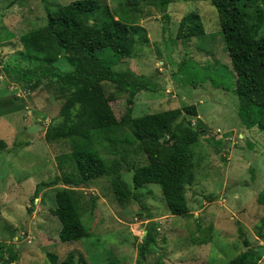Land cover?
<instances>
[{"label":"rangeland","instance_id":"rangeland-1","mask_svg":"<svg viewBox=\"0 0 264 264\" xmlns=\"http://www.w3.org/2000/svg\"><path fill=\"white\" fill-rule=\"evenodd\" d=\"M71 1L0 0V62L30 66L22 36L47 24L48 9ZM100 1L101 14L110 9L117 18L141 27L136 55L122 60L115 69L130 68L162 85L161 90L136 95L132 117L197 106L198 115L188 117L196 127H204L205 134L194 146V182L186 188L190 212L172 214L157 184L142 189L147 208L138 200L121 203L109 176L79 186L60 181L36 195L42 181L66 171L78 174L68 157L76 138L46 139L50 125L64 122L62 106L68 96L59 90L58 82L44 81L28 90L4 74L0 76V139L7 147L0 150V264H6L3 258H9L11 245L19 253L11 264H53L50 255L61 263L70 252L78 264H138L139 245L151 223L156 230L155 246L142 264H221L247 249L245 237L252 245L264 244V206L257 200L264 188L262 136L254 134L250 143L242 138L245 130L237 112L239 97L232 91L214 87L209 80L182 86L175 75L183 58L219 63L218 68L224 66L218 69L222 72L219 79L227 86L236 85L216 7L209 0H171L166 20L159 0ZM192 11L200 15L207 36L179 39L180 20ZM9 31L12 38L6 36ZM103 85L119 123L94 131L93 144L108 164L121 163L124 179L133 185L135 169L150 161L132 119L122 121L130 93L110 81ZM218 128L224 137L218 136ZM20 133L32 143L14 153V140ZM214 136L225 144L218 147L212 141ZM62 189L75 191L88 230L87 237L76 242L60 240L61 222L52 213L56 193ZM258 264H264V256Z\"/></svg>","mask_w":264,"mask_h":264},{"label":"trees","instance_id":"trees-1","mask_svg":"<svg viewBox=\"0 0 264 264\" xmlns=\"http://www.w3.org/2000/svg\"><path fill=\"white\" fill-rule=\"evenodd\" d=\"M209 1L219 14L220 32L236 74V85L227 86L225 80L219 79L222 72L218 69L224 68L223 65L218 68L216 64L219 63L202 64L187 58L178 63L177 82L182 86H198L209 80L214 87L232 91L239 97L237 112L245 130L242 138L249 142L257 134L262 136L264 144V33L261 34L264 0ZM170 2L158 1L166 20L169 19L167 9ZM101 8L100 0H74L48 9L47 24L21 38L31 65L23 67L0 62V76L6 74L28 90H35L44 81L48 84L58 82L59 90L68 96L62 106L64 122L62 125H50L46 139L76 138L68 157L74 161L78 174L66 171L51 181H42L37 186L36 195L41 189L57 185L60 181L79 186L109 176L116 198L121 203L138 200L142 208H147L142 189L149 184H157L170 212L188 215L190 208L186 188L194 182V146L205 134V128L196 127L188 117L198 115L197 106L191 104L132 117L136 95L144 90H161L162 85L130 68L115 69L122 60L136 55L137 35L141 27L117 18L110 9L101 14ZM202 23L197 12L185 14L180 20L177 37H206ZM167 29L164 26L163 32ZM6 36L12 38L14 35L9 31ZM104 81H110L120 91L130 93L129 108L122 121L132 119L140 146L150 161L148 165L135 169L133 185L124 179L121 163L108 164L93 144L94 131H103L119 123L110 103L111 98L105 92ZM23 136L24 133L16 136L12 152L18 153L32 143ZM214 137L212 141L218 147L225 144L224 139ZM6 147V141L0 139V150ZM254 171L251 168L253 178ZM257 200L264 206V188L258 193ZM56 201L52 213L61 222L60 240L76 242L87 237L88 230L75 191L59 190ZM1 216L0 205V219ZM261 222L264 225V216ZM241 232L244 231L241 229ZM155 234L154 223H151L139 245L138 264L147 259L155 246ZM243 243L247 247L245 251L221 264H258L264 256V244L252 245L247 237ZM11 246L13 249H10L9 258H3L6 264L19 259L16 245ZM50 256L53 264H78L73 252L61 263H58L56 255Z\"/></svg>","mask_w":264,"mask_h":264},{"label":"crops","instance_id":"crops-1","mask_svg":"<svg viewBox=\"0 0 264 264\" xmlns=\"http://www.w3.org/2000/svg\"><path fill=\"white\" fill-rule=\"evenodd\" d=\"M197 110H198V109H197ZM199 116H200V114H199ZM216 132L218 133V136H219V137H224L223 135L220 134V128H218V130H217ZM219 137H216V138L219 139Z\"/></svg>","mask_w":264,"mask_h":264},{"label":"water","instance_id":"water-1","mask_svg":"<svg viewBox=\"0 0 264 264\" xmlns=\"http://www.w3.org/2000/svg\"><path fill=\"white\" fill-rule=\"evenodd\" d=\"M169 84V81L167 82V85Z\"/></svg>","mask_w":264,"mask_h":264}]
</instances>
